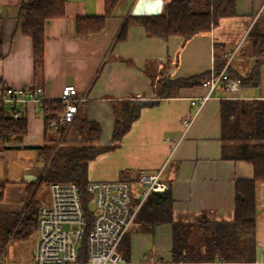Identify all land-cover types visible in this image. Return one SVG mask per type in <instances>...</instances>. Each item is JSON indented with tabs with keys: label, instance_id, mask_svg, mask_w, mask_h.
<instances>
[{
	"label": "crops",
	"instance_id": "1",
	"mask_svg": "<svg viewBox=\"0 0 264 264\" xmlns=\"http://www.w3.org/2000/svg\"><path fill=\"white\" fill-rule=\"evenodd\" d=\"M30 0H0V83L15 88L36 86L43 89L49 102L59 101L62 88L74 84L81 105L75 121H94L101 127L100 146L112 145L114 124L128 102H149L141 107L115 150L105 151L90 160L89 181L118 180L138 172H161L160 180L171 185L174 198L173 221L189 223L197 230L202 222L232 221L235 216L237 180H252L254 167L246 161L227 159L233 142L223 147L221 101L217 89L198 111L192 98L200 99L206 89L200 85L184 86L170 96L157 94L161 79L191 78L213 72L216 56L234 54L235 69L249 75L255 65L248 33L264 14V0H237V15L224 17L211 31L192 38L171 35L164 39L148 36L145 28L132 23L126 39L117 42L123 25L130 17L159 15L171 0H120L105 27L98 33L80 38L77 18L104 14V0H67L66 17L47 21L45 55L42 66L35 60L32 39L22 33L24 20L20 5ZM224 46V50L215 48ZM218 52V54H217ZM247 64V65H246ZM228 99V98H227ZM264 100V64L259 70V84H244L242 98ZM193 119L186 130L182 122ZM22 119L27 133L20 139L0 140V209L18 212L26 201V187L37 182L45 171L37 147L54 145L59 132L46 128L43 112L32 103L24 107ZM125 177V178H126ZM255 264H264V182H256ZM133 197L141 198V188H133ZM20 207L15 208V199ZM174 228L162 223L149 231L132 230L128 261L156 258L173 264H237L216 259L212 262H176L173 260ZM125 251V242L122 244Z\"/></svg>",
	"mask_w": 264,
	"mask_h": 264
},
{
	"label": "trees",
	"instance_id": "2",
	"mask_svg": "<svg viewBox=\"0 0 264 264\" xmlns=\"http://www.w3.org/2000/svg\"><path fill=\"white\" fill-rule=\"evenodd\" d=\"M120 0H104L105 11L102 15L82 16L77 18L76 33L80 38L100 32L105 27V21ZM67 0H30L20 5L19 17L24 20L22 33L32 39L35 60L39 66L45 55V26L47 21L66 17ZM237 15V0H171L166 3L165 10L159 15L130 17L123 25L117 42L126 39L130 24L135 23L145 28L148 36L168 38L171 35L192 38L199 32L211 31L224 17ZM259 23L254 25L248 33L251 40V53L255 55V65L249 75L239 77L243 84H259V70L264 64V14ZM224 50V46L215 44V48ZM218 54V52H217ZM2 42L0 40V57H2ZM227 59L215 54L213 72H219ZM232 69V68H231ZM212 72H206L191 78L170 80L161 79L162 87L157 94L170 96L176 89L184 86L201 85L211 77ZM149 102H128L121 110V117L116 120L112 133V145L100 146L98 141L101 127L94 121H74L71 135L76 144L67 140L59 149L54 145L37 147L41 161L45 166L42 177L35 183L28 184L26 192L30 199L23 210L9 212L0 209V239H30L37 232L39 211L47 201L49 187L54 182H75L78 184L84 204L90 195L87 168L90 160L98 154L115 150L131 123L139 116L140 109ZM64 110V103L60 99L46 102L44 119L46 128H50L52 120H58ZM222 138L223 147L227 142H233V153H226L224 157L239 161H246L254 167L252 180H237L235 195V216L232 221L198 224L194 230L193 224L176 223L173 221L174 198L171 185L163 191H151L143 200L134 224L125 236V251L120 246L122 257L128 261L130 247V233L132 230L149 231L162 223H171L174 228L173 260L176 262H212L220 259L237 264H255L257 258V244L255 239L256 215V182H264V100H231L221 101ZM67 131L64 138H67ZM27 133L24 119L13 120L8 110L0 109V140L7 138L20 139ZM56 151V152H55ZM55 152V153H54ZM125 171L121 180H127L132 188L139 184L141 172L126 177ZM126 177V178H125ZM46 185V193L40 200L38 194ZM0 194V201H2ZM140 198L133 197V204H138ZM89 227L87 228V230ZM86 243V238L84 244Z\"/></svg>",
	"mask_w": 264,
	"mask_h": 264
},
{
	"label": "built area",
	"instance_id": "3",
	"mask_svg": "<svg viewBox=\"0 0 264 264\" xmlns=\"http://www.w3.org/2000/svg\"><path fill=\"white\" fill-rule=\"evenodd\" d=\"M234 54L219 72H212L211 77L200 85L207 90L206 95L191 100L198 111L217 89L223 90L228 99L242 98L243 81L231 69ZM60 99L64 110L58 120L50 122V127L61 134L74 123L87 97L80 96L74 84H66ZM46 102L49 103V100L41 87L18 89L0 83V109L8 110L13 120L22 118L28 103L44 114ZM193 122V119L187 118L182 125L188 130ZM160 178L161 172H141V198L136 205L133 204L132 186L127 180L89 181L87 191L90 197L86 204L77 183H52L48 199L39 211L33 257L26 262H4L0 251V264H173L156 258L127 261L120 251L143 200L151 191L166 189L167 184Z\"/></svg>",
	"mask_w": 264,
	"mask_h": 264
},
{
	"label": "rangeland",
	"instance_id": "4",
	"mask_svg": "<svg viewBox=\"0 0 264 264\" xmlns=\"http://www.w3.org/2000/svg\"><path fill=\"white\" fill-rule=\"evenodd\" d=\"M246 43L247 42L245 41L243 46L241 44L239 46V48H237V50L241 48L240 54H242L244 52V50L246 49V46H247ZM237 50H236V52H237ZM231 68L236 70L235 69L236 68L235 67V60L231 64ZM72 129H73V126L71 127L70 130L68 128L69 132L67 134V138H64V137H65L68 130L65 133H61V134L59 133L58 134L56 143L54 144L55 150L59 149V147L63 144V141L64 140L66 141L67 139H68L67 140L68 143L76 144L77 141H75L74 140L75 138H73V136L71 135ZM46 189H47L46 185H44L41 188V190L38 194V197L40 200L43 198L44 194H47ZM26 193H27L26 201L24 202V204L21 205V210H23L24 206L28 203V201L30 199L29 193L28 192H26ZM19 199L20 198L15 199V204H16L15 208L20 207V202H18ZM47 199H48V195H47ZM6 214H11V213H9L7 211ZM35 242H36V234L33 238H30V239H11L10 240L9 237H8V239H6L4 241L2 239H0V251L2 252L1 259L4 262H11V263L29 261L33 257V254H34Z\"/></svg>",
	"mask_w": 264,
	"mask_h": 264
}]
</instances>
